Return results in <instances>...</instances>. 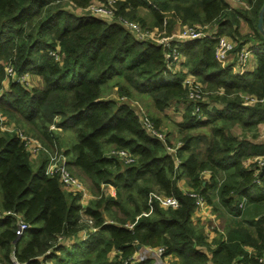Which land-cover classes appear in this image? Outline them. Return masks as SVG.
I'll return each instance as SVG.
<instances>
[{
    "label": "trees",
    "instance_id": "obj_1",
    "mask_svg": "<svg viewBox=\"0 0 264 264\" xmlns=\"http://www.w3.org/2000/svg\"><path fill=\"white\" fill-rule=\"evenodd\" d=\"M90 1L0 0V113L47 149L60 150L90 192L82 203L79 192L45 173L46 153L33 163L16 133L0 127V214L11 210L29 224L17 236L15 216H0V264H12V253L27 264H153L150 257L124 261L138 246L159 245L174 256L171 264H263L264 175L256 181L244 161L264 154V142L232 128L256 135L264 123V102L246 105L241 96H264V35L257 28L264 0H241L246 8L228 0H115L111 20L70 8ZM118 17L156 30L169 46L137 37ZM240 19L249 33H240ZM207 24L230 37L234 51L247 44L255 67L238 73L224 65L214 33L173 38L176 25ZM173 48L183 60L171 72L165 51ZM6 65L15 76H6ZM184 72L204 84L203 99L187 97ZM22 73L38 76L39 84L17 81ZM111 80L117 98L104 93ZM134 93L150 98L158 112L183 104L175 154L167 135L164 142L148 135L121 99ZM148 117L160 129L161 119ZM114 149L128 150L133 161L124 163ZM190 190L223 217L224 230L211 240L193 220ZM159 194L174 196L178 207H161Z\"/></svg>",
    "mask_w": 264,
    "mask_h": 264
},
{
    "label": "built area",
    "instance_id": "obj_2",
    "mask_svg": "<svg viewBox=\"0 0 264 264\" xmlns=\"http://www.w3.org/2000/svg\"><path fill=\"white\" fill-rule=\"evenodd\" d=\"M229 2H241V0H228ZM230 2V3H231ZM90 11L91 15L98 16L100 18L106 19V20H111L114 19L115 11H116V5H115V0H102L97 2V4H93L90 6ZM120 23H122L126 28H128L130 31H132L137 37L140 38H150L154 39L155 41H159L163 46H169V40L157 38L154 34V37L151 36V31L149 30H142L138 22L134 20H129L127 18L123 17H118L117 19ZM186 26V25H185ZM183 26V30L181 34H177V37L174 35L173 38L179 39V40H186V39H196L201 36L205 35H211L213 34L216 30H214V25L209 26L210 31H202L198 30L197 27H192L188 26L185 27ZM205 26V25H204ZM212 30V31H211ZM214 37L216 38V46L214 49L215 55L218 57V59L222 63H226V54L228 50L230 49V42L228 40L227 36L224 35H215ZM180 54L173 48L168 51H165V61H166V66L170 68L171 72H174L175 70H178L176 67L177 63L180 61ZM250 56V50L246 47L243 46L241 47L238 52L236 53L234 63L236 68L234 71L241 73L244 71V67L247 63V60ZM232 64V68H233ZM6 70V76L13 77L15 76L13 67L11 65H6L5 66ZM30 74L29 73H22L21 75L16 77V80L30 85V79L28 78ZM182 84L187 88V97L192 100H199L203 99L204 96V91L203 89V84L199 82L197 79H193L190 77V79H186L184 77ZM242 103L246 105H253L257 102H264V96L263 97H257L255 95L251 94H242ZM198 110V107L194 110L196 112ZM139 121L142 126V128L145 130V132L150 135L153 138L159 139L160 141L164 142L165 141V133L161 130L155 127L153 121L144 113H138ZM5 117L0 113V127L2 129L14 131L16 135L19 137L20 141L23 143L24 147L28 151L30 157H36L40 153H46L47 154V163L45 166V173L49 175H56L59 178V181L61 182L62 186L66 189L72 190L79 192L81 196V201L84 203L88 197L90 196V192L85 185V183L72 174L70 170L68 169L66 165L67 158L65 155L62 154L60 150H49L47 149L38 139H35L34 137L27 135L23 129H14L2 126V123L4 121ZM50 127L56 128L54 124H52ZM175 146H169L167 147V150L170 154H175V149L177 145L179 144V141H176L173 143ZM112 153L119 156L124 163H131L133 161V156L131 153L126 150V149H114L112 150ZM178 160L176 159V162ZM246 162L248 164H245L246 166L251 164V167H253L255 171V175L257 174L256 181H259L258 175H260V171L264 169V154H259L254 156L253 158H249ZM245 162V163H246ZM111 188V187H109ZM113 193V191L111 192ZM189 195H191L196 202L197 209H200L205 206L206 201L202 195H200L198 192L190 190ZM156 198L159 201V205L161 207L165 208H176L179 205L178 200L174 196H169V195H163L159 194L156 195ZM242 205V203H240ZM14 215L16 222H17V229H16V234L17 236H20L23 231L29 228V224L20 216L19 214H16L15 212L11 210H6L3 212L2 215ZM0 214V216H2ZM128 228H132L133 223H130L127 225ZM205 226V225H204ZM206 232V230H205ZM207 234V233H206ZM136 242V240H134ZM249 251H251L249 249ZM12 264H27L24 261L18 260L12 253ZM152 258L153 259V264H171L169 263L170 261L166 260L167 254L165 253V247L163 245L159 246H138L134 254L129 258L128 260H125V263H133V262H139L142 260H145L147 258ZM259 262L264 264V257H260L258 259ZM238 264V263H236Z\"/></svg>",
    "mask_w": 264,
    "mask_h": 264
},
{
    "label": "rangeland",
    "instance_id": "obj_3",
    "mask_svg": "<svg viewBox=\"0 0 264 264\" xmlns=\"http://www.w3.org/2000/svg\"><path fill=\"white\" fill-rule=\"evenodd\" d=\"M99 1H102V0H91L84 8H81V7H75L73 6V4H70V8L73 9L75 12L79 13V14H83V13H86V11H90V6L93 5V4H97V2ZM147 20L151 21L152 18L151 16L148 14L147 15ZM210 25L207 24L205 26H201V25H196L195 27L198 28V30H202V31H210ZM185 27H188V26H185ZM183 26H178L176 25L174 30L176 29L174 35L177 37V34H181L182 30H183ZM173 30V31H174ZM156 33V30H153L151 31V36L154 37V34ZM226 36V35H224ZM181 56V54H180ZM179 56V57H180ZM250 58L251 60H253L255 58V52L253 50H250ZM249 58V59H250ZM228 62H226L225 64H227ZM224 64V65H225ZM176 67L178 69H180V67L178 65H176ZM236 66L235 64H233V69L235 70ZM185 73V72H184ZM31 75V74H30ZM30 75L28 76V78L30 77ZM184 77L186 79H190L193 78V79H197L194 75L190 74V73H185L184 74ZM35 79V78H34ZM36 80H33L31 78L30 80V85H35V82ZM113 81L114 80H111L108 82V84L105 85V88H104V93L105 94H112V95H117L116 91H117V86L116 85H113ZM203 87H204V84H203ZM205 93V92H204ZM204 95V94H203ZM122 100L126 101L134 110L135 112H138L140 113H144L145 115L147 116H150V115H156L158 118H160V122H159V127L161 128V130L167 134L168 138H169V135L171 136L172 134V137H174L173 139H170L173 143H175L177 141V137L178 135L175 136V133L176 132V124H178V121L180 119V115L177 113V111H180V109L182 108V105H181V108H178V109H173L171 108L169 110V113L170 114H167V115H161V113H158L156 112L155 108L153 107L152 105V102L150 100V98H148L147 96L145 95H142V94H138V93H134L131 97H126V96H123L121 98ZM170 106L168 108H166L165 110L169 109ZM164 110V111H165ZM177 110V111H176ZM162 111V112H164ZM175 113V114H174ZM5 117V116H4ZM2 126H6V127H9V128H14V129H20V128H23V127H20V128H15L14 126V123L13 122H10L6 117L2 123ZM259 126V130L257 131V134L256 135H253L252 133H249V132H244V131H241L240 132V129L236 128L235 132L237 134H239V136L245 134L248 138L252 139L253 141L255 142H264V127L261 128L262 126H264V123H260L258 124ZM24 129V128H23ZM58 129V128H57ZM60 130V129H58ZM170 131V133L168 132ZM37 157V156H36ZM34 157H31V160L33 163H36L37 160L34 161ZM248 159H246L244 161V164H248V162H246ZM246 162V163H245ZM36 166V164H34V167ZM79 178V176H77ZM81 179V178H80ZM82 181L85 183V185L87 186V183L85 180L82 179ZM88 187V186H87ZM89 189V188H88ZM107 189L112 192L113 189L112 188H109L107 187ZM205 207H209L208 209V212L211 211V214H209V218L208 216H206V219H205V226H203L204 228V231L206 230V233H207V239L208 240H211L214 236L217 235V233L219 231H223V223H224V220H223V217H219L217 216L214 212H212L211 210V207L206 203L205 204ZM194 220V218H193ZM169 261V260H168ZM170 263V262H169Z\"/></svg>",
    "mask_w": 264,
    "mask_h": 264
},
{
    "label": "crops",
    "instance_id": "obj_4",
    "mask_svg": "<svg viewBox=\"0 0 264 264\" xmlns=\"http://www.w3.org/2000/svg\"><path fill=\"white\" fill-rule=\"evenodd\" d=\"M231 2V1H230ZM231 4L233 5V6H237V7H240V8H246V4L245 3H243L242 1L241 2H231ZM141 13H143V11H141ZM238 29H239V31H240V33L241 34H246V33H249L251 30H250V28H249V26H248V24L244 21V20H242V19H240V21H239V25H238ZM175 31H176V29L174 30V33H175ZM228 40H229V42H230V49L228 50V52H227V54H226V58H225V60H226V62H228L227 64H229V65H232L233 63H234V60H235V56H236V53L238 52V50H236V51H234L233 50V48H234V46H236V43H234V41L230 38V37H228ZM245 46L248 48V45L247 44H245ZM243 47V46H242ZM249 49V48H248ZM250 50V49H249ZM249 58H250V56H249ZM248 58V60H247V63H246V65H245V67H244V70L245 71H247V70H252L254 67H255V58L253 59V60H251V58L249 59ZM181 60H183V58H182V56H181V58H180V61ZM31 78L33 79V80H36L35 82V84H39V77L38 76H36V75H30V77H29V79L31 80ZM35 78V79H34ZM108 97H110V98H117L115 95H112V94H109V95H107ZM181 105H182V108H181ZM218 107H221L220 105H218ZM171 108H175V109H178V108H181L180 109V111H177V113L180 115V119L179 120H177L178 121V123L182 120V118H181V112L183 111V104L182 103H177V102H173L171 105H170V108L169 109H167V110H165L164 112H158V111H156V112H158V113H161V115H167V114H170L169 113V110L171 109ZM175 114V113H174ZM264 126H262L261 128H263ZM236 128H238V129H240L239 127H237V126H235V127H233L232 128V132L235 134V135H238L239 136V134H237L236 132H235V130H236ZM259 128V126H257V131L259 130L258 129ZM161 129V128H160ZM169 133H170V131H168ZM177 132V131H176ZM240 132H241V129H240ZM167 135V134H166ZM177 135V133H175V136ZM167 138H168V136H167ZM169 138L170 139H173L174 137H172V134H171V136L169 135ZM168 138V139H169ZM252 140V139H251ZM36 158V157H35ZM179 185L181 186V188L182 189H184V190H186L187 189V185H186V181H185V178H181V180L179 181ZM208 209H209V207H202V208H200V209H198V210H196L195 211V214H194V220L195 221H198V222H200L203 226L205 225L204 223H205V219H206V216H208V218L210 217L209 216V214H211V211L210 212H208ZM174 259V256H172V255H167V258H166V260H169V261H172Z\"/></svg>",
    "mask_w": 264,
    "mask_h": 264
},
{
    "label": "water",
    "instance_id": "obj_5",
    "mask_svg": "<svg viewBox=\"0 0 264 264\" xmlns=\"http://www.w3.org/2000/svg\"><path fill=\"white\" fill-rule=\"evenodd\" d=\"M263 12H264V4L262 5V7L259 10L258 20H257V28L260 31V33L264 35V28H263V25H262V15H263ZM260 175H264V169H262L260 171Z\"/></svg>",
    "mask_w": 264,
    "mask_h": 264
}]
</instances>
